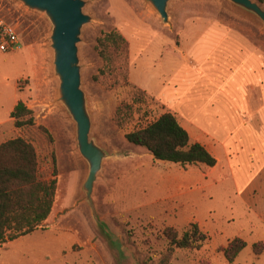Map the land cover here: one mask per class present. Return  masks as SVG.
<instances>
[{
    "label": "rangeland",
    "instance_id": "obj_1",
    "mask_svg": "<svg viewBox=\"0 0 264 264\" xmlns=\"http://www.w3.org/2000/svg\"><path fill=\"white\" fill-rule=\"evenodd\" d=\"M82 1L90 21L77 45L81 89L89 138L105 153L91 195L99 225L84 200L88 166L77 149L75 124L59 102L51 25L17 0H0V20L19 36L16 50L0 53V144L15 138L30 142L40 178L57 181L44 228L2 247L0 264H264V182L252 183L253 171L264 163V144L239 131L242 152L226 179L214 184L207 167L156 162L124 138L170 112L183 124L195 117L224 140L238 121L225 111L228 99L215 104L190 99L205 84L221 85L246 69L242 59L248 56L263 62L260 78L245 77L226 87L224 96L242 105L248 82L250 110L264 108L261 21L226 0H170L166 24L146 0ZM113 31L126 42L125 58L111 50L101 55L98 39ZM11 98L31 112L33 126L17 129L9 121L5 106ZM124 106L129 112L117 119ZM261 116L263 122L248 118L250 124L264 128V111ZM260 136L264 142V129ZM191 224L207 235L206 242L198 250L175 249L167 258L163 231L172 228L180 235ZM234 238L245 248L227 263L222 250ZM257 243L259 255L253 250Z\"/></svg>",
    "mask_w": 264,
    "mask_h": 264
},
{
    "label": "trees",
    "instance_id": "obj_2",
    "mask_svg": "<svg viewBox=\"0 0 264 264\" xmlns=\"http://www.w3.org/2000/svg\"><path fill=\"white\" fill-rule=\"evenodd\" d=\"M264 5V0H255ZM101 55L114 53L126 56V42L115 31L98 39ZM117 111V119L129 112ZM17 129L34 125L31 112L18 102L10 114ZM125 140L144 149L154 161L186 166L202 165L213 168L215 159L199 144L191 141L187 132L171 113H164L145 127L124 136ZM55 178L44 180L39 176L37 156L32 144L23 138H15L0 144V249L19 238L44 228L52 213L56 193ZM163 237L168 241L167 258L175 249L198 250L206 242L207 235L196 224H191L180 235L166 228ZM245 248V243L234 238L222 250L227 263H232ZM256 255L261 243L253 246Z\"/></svg>",
    "mask_w": 264,
    "mask_h": 264
},
{
    "label": "water",
    "instance_id": "obj_3",
    "mask_svg": "<svg viewBox=\"0 0 264 264\" xmlns=\"http://www.w3.org/2000/svg\"><path fill=\"white\" fill-rule=\"evenodd\" d=\"M26 9L45 15L51 25L49 37L53 54V73L58 80L59 102L75 124L79 155L88 166L83 183L84 200L97 222L92 203V191L105 158L104 151L90 138V118L81 89L77 45L84 25L90 18L83 13L82 0H17ZM163 23L168 22L167 6L170 0H146ZM258 18L264 26V10L253 0H226ZM99 225V222H97Z\"/></svg>",
    "mask_w": 264,
    "mask_h": 264
},
{
    "label": "crops",
    "instance_id": "obj_4",
    "mask_svg": "<svg viewBox=\"0 0 264 264\" xmlns=\"http://www.w3.org/2000/svg\"><path fill=\"white\" fill-rule=\"evenodd\" d=\"M242 60L246 62V63L242 62L245 65L246 69L242 71V69L239 68L238 72L230 75L227 81H225L224 83H221V85L220 84L217 85L216 83L215 84L211 83L209 84V86H206L205 84L203 89L200 90L199 95H197L193 99H190V100H197V101L199 100L203 101L205 99L206 100L208 99L211 102V104H215V102L218 101L217 100L218 98L220 100L222 97H225L228 99L227 102L224 100V103H222L226 108L225 111L227 112L229 111L230 113L228 112V115L231 114L232 117H234V119H237L238 121L235 127H233L231 130H228L227 133H225L226 136L224 140H220L218 138V135L217 136L213 135V133L199 126L196 120H194L195 117H193L192 120L188 119L183 124L177 119V117L174 114L171 113L177 119L180 126L187 132L191 141L201 145L215 159L216 161L215 166L211 169L207 168V170H210V175H211L210 181L213 183L214 182L221 183L224 181V179H226L224 177V173H226V171L227 173L228 171H231L232 165L234 164L233 158H236L237 156H239V153L242 152V144H240L236 138V135L239 133V131L242 133L245 132V134L254 136L255 139L258 140V144H264L262 138H260L261 137L260 134L262 133L264 128L262 127V128L257 129V127H254L250 124V120H249L250 118L251 119L257 118L258 120L260 119L263 122V117L261 116V114L264 111V108L260 109L259 107L250 110L251 101L248 98L250 94L248 95V88H247L249 83L248 82L245 83V92L243 96V99H245V102H243L242 105L235 103L234 102L235 99H233L231 96L230 97L224 96L225 92L227 91L225 90L226 87H229L231 84L235 85L237 83L239 84L240 82L242 84L244 82L243 80L245 77H247L249 81L251 80L256 81L257 78L258 79L260 78L259 72L262 70L263 62L261 64V60L258 59V61H255L253 58L250 59L249 56L247 57L246 60L245 59H242ZM181 70H184V69H181ZM167 77L169 78V76ZM199 80H201L200 77H199ZM190 100H188L187 103ZM17 103L18 102L15 101L14 98H11V101L8 103L7 106H5V113L6 115L9 116V121H13V119L10 117V114L13 111ZM227 107H229V109H227ZM167 113H170V112H167ZM241 114L245 115L244 117L246 118L244 117L243 118L244 120H246V123L245 121L241 122L242 120ZM190 130L192 131L194 130L193 131L195 135L194 138L190 135ZM252 151L258 152L259 149H257L254 146ZM262 181L264 182V163L263 165H259L258 169H256L252 173V183L253 182L257 183V182H262ZM246 187L248 189L250 188V186L249 187L246 186ZM14 242L10 244H13Z\"/></svg>",
    "mask_w": 264,
    "mask_h": 264
},
{
    "label": "built area",
    "instance_id": "obj_5",
    "mask_svg": "<svg viewBox=\"0 0 264 264\" xmlns=\"http://www.w3.org/2000/svg\"><path fill=\"white\" fill-rule=\"evenodd\" d=\"M19 36L13 25L0 20V53H8L17 49Z\"/></svg>",
    "mask_w": 264,
    "mask_h": 264
}]
</instances>
